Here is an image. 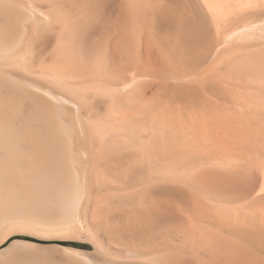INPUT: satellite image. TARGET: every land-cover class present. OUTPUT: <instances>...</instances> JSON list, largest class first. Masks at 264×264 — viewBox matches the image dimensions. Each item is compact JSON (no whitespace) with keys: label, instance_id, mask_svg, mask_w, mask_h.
Instances as JSON below:
<instances>
[{"label":"bare ground","instance_id":"bare-ground-1","mask_svg":"<svg viewBox=\"0 0 264 264\" xmlns=\"http://www.w3.org/2000/svg\"><path fill=\"white\" fill-rule=\"evenodd\" d=\"M0 264H264V0H0Z\"/></svg>","mask_w":264,"mask_h":264},{"label":"rangeland","instance_id":"rangeland-1","mask_svg":"<svg viewBox=\"0 0 264 264\" xmlns=\"http://www.w3.org/2000/svg\"><path fill=\"white\" fill-rule=\"evenodd\" d=\"M245 14V13H244ZM244 14H242V15H244ZM218 24H220V21H219V23ZM223 25H221L220 24V29H219V31H222V32H228V31H230V30H232V28H230L228 25H226V24H224V26L222 27ZM225 28V29H224ZM230 29V30H229Z\"/></svg>","mask_w":264,"mask_h":264}]
</instances>
